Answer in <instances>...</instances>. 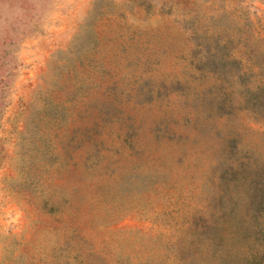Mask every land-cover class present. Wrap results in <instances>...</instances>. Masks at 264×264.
Wrapping results in <instances>:
<instances>
[{
  "label": "rangeland",
  "instance_id": "rangeland-1",
  "mask_svg": "<svg viewBox=\"0 0 264 264\" xmlns=\"http://www.w3.org/2000/svg\"><path fill=\"white\" fill-rule=\"evenodd\" d=\"M264 0H0V264H264Z\"/></svg>",
  "mask_w": 264,
  "mask_h": 264
},
{
  "label": "trees",
  "instance_id": "trees-1",
  "mask_svg": "<svg viewBox=\"0 0 264 264\" xmlns=\"http://www.w3.org/2000/svg\"><path fill=\"white\" fill-rule=\"evenodd\" d=\"M255 97L259 104L258 111H261L264 109V79L260 80V84L257 86L255 91ZM257 202L259 207L264 208V189L263 187H260V190H257L256 193Z\"/></svg>",
  "mask_w": 264,
  "mask_h": 264
}]
</instances>
